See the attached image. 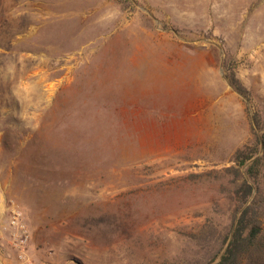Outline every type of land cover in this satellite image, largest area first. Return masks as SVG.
I'll return each instance as SVG.
<instances>
[{"label": "rangeland", "instance_id": "rangeland-1", "mask_svg": "<svg viewBox=\"0 0 264 264\" xmlns=\"http://www.w3.org/2000/svg\"><path fill=\"white\" fill-rule=\"evenodd\" d=\"M251 202L264 264V0H0V264H213Z\"/></svg>", "mask_w": 264, "mask_h": 264}, {"label": "trees", "instance_id": "trees-1", "mask_svg": "<svg viewBox=\"0 0 264 264\" xmlns=\"http://www.w3.org/2000/svg\"><path fill=\"white\" fill-rule=\"evenodd\" d=\"M258 140V144L260 142L263 143L262 140ZM257 143L239 149L235 157L239 166H243L249 161L246 165L245 173L247 178L254 184L258 182L260 170L263 165L262 156L256 155L258 151ZM241 187L242 193L236 196V200L239 203L238 208L247 201L252 190V185L248 183L246 179L243 180ZM257 213V208L252 202L242 208L233 223L223 252L220 254L217 261L214 262L215 259L211 261L214 262L213 264H241L245 256L248 255L251 257L258 245L256 244V240L262 231L261 222ZM253 261L254 264H258L257 261ZM253 261H251L250 264Z\"/></svg>", "mask_w": 264, "mask_h": 264}]
</instances>
